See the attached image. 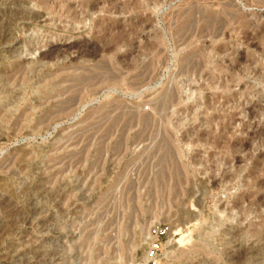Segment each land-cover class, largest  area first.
<instances>
[{"label": "rangeland", "instance_id": "1", "mask_svg": "<svg viewBox=\"0 0 264 264\" xmlns=\"http://www.w3.org/2000/svg\"><path fill=\"white\" fill-rule=\"evenodd\" d=\"M0 264H264V0H0Z\"/></svg>", "mask_w": 264, "mask_h": 264}]
</instances>
